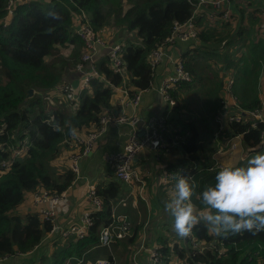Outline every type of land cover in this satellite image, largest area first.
Segmentation results:
<instances>
[{"label": "trees", "instance_id": "16d2710c", "mask_svg": "<svg viewBox=\"0 0 264 264\" xmlns=\"http://www.w3.org/2000/svg\"><path fill=\"white\" fill-rule=\"evenodd\" d=\"M7 2L0 0V125H4L0 142L8 147L26 140L28 148L26 158L14 160L0 174V256L28 264V259L24 262L19 259L41 249L37 264H67V260L80 259L87 250L101 248L98 235L111 222L122 192L121 182L112 179L96 186L100 210L91 212L92 222L81 239L64 238L59 232L56 238L49 239V222L42 221L35 211L20 212L19 208L26 205L32 192L44 189L60 193L70 187L74 173L70 168L59 171L56 163L62 147L71 139L68 126H75L81 134L98 129L101 115H119L120 106L111 103L114 88L126 89L129 95L149 89L156 70L147 62L149 52L169 36L174 23H182L191 16L196 0H30L16 4L4 25ZM80 12L88 15L96 32L109 25L112 18V26L128 33L121 45L124 72H114L107 58L95 61L100 78L93 79L77 101L61 96L65 101L63 106L54 105L49 110L43 103L44 98L62 84H58L60 78L52 71L53 64L48 65L45 60L54 55L57 47L73 45L71 55L76 63L80 61L77 54L82 42L72 28L74 16ZM199 18L197 37L185 43L189 49L184 54L181 51L179 58L190 80L179 82L171 90L176 105L168 123L176 125L179 130L175 135L183 138L181 155L165 170L172 174L183 170L182 174L192 178L193 203L202 210L199 194L206 185L214 184L220 170L214 168L212 154L235 136L241 137L247 152L260 148L264 123L250 112L262 108L264 42L258 40L245 46L240 28L231 27L229 21L220 22L219 28H211L198 22ZM225 77L232 78L230 91L236 107L233 106L235 110L229 115L222 116ZM29 89L37 91L39 97H27ZM194 90L201 93L189 107L187 101ZM237 114L239 120L229 119ZM220 123L223 128L218 130ZM56 124L63 131H55ZM166 137L164 133V140ZM171 140L172 137L168 139ZM7 156L0 149V159ZM135 233L133 229V236ZM192 236L196 243L206 244L202 251L188 244L167 246L161 242L156 246L160 264H172L174 258L183 260L182 264H264V231L218 238L201 223L193 228ZM127 241L132 243V237Z\"/></svg>", "mask_w": 264, "mask_h": 264}, {"label": "crops", "instance_id": "0c3cea01", "mask_svg": "<svg viewBox=\"0 0 264 264\" xmlns=\"http://www.w3.org/2000/svg\"><path fill=\"white\" fill-rule=\"evenodd\" d=\"M223 10H227L230 13V21L228 22L233 28H240L243 45H247L250 42H256L261 40L264 42V37L259 35L258 24L264 22V0H234L232 2L222 3ZM203 14L198 19V22L205 23L207 27L219 28V23L223 22L216 18L211 19L212 9L209 6L202 7ZM111 20V19H110ZM8 21V20H7ZM109 21V20H108ZM7 23V22H6ZM105 25L97 33L99 37L103 38V34L107 33V45L113 43L123 42L125 36L128 33L123 29H118L114 26L108 27ZM107 27L110 28L109 32ZM200 27V26H199ZM73 30L77 28L76 19H73ZM103 36H102V35ZM186 42L176 41L174 45L168 48V55L162 60L155 70V79L152 86L143 91L140 97V103L138 108L135 110V114L139 117L147 119L149 117L163 116L166 120V131L164 132L167 136L164 140V146L157 150H151L146 148L142 150L133 162L134 168L137 170L141 182H131L130 184L120 183L122 192L114 206L113 212L115 214H125L128 216L131 222V231L126 238L113 242L115 246L110 248H93L87 250L80 259L67 260L69 264H94L98 259H106L112 264H148V249L156 247L161 242H164L167 246L174 244L185 245L187 244L185 239L180 238L173 231V218L164 210V204L168 201L172 194L175 184L173 174L165 170L166 166L171 163H176L181 155V141L182 137L175 135V132L179 129L176 125L168 123V119L173 115L172 108H169L164 100H161L159 96L158 87L160 86L161 80L173 71L174 62L181 58L183 54L189 49L185 46ZM77 57H81L82 47L78 48ZM74 50L73 45H65L63 48L57 47V53L63 55L64 58H72L71 55ZM181 52V53H180ZM55 55V53H54ZM46 58L45 62L48 65L53 64L52 71L60 78L58 84L66 82L76 85L82 75L80 72L75 70V58L74 62L71 60L70 63L62 62L58 59H54L55 56ZM108 55V48H99L95 55L96 61L100 59H106ZM221 72V71H220ZM226 78V77H225ZM224 78V79H225ZM230 78V77H229ZM226 78L224 81H226ZM55 87L53 90L48 92L46 95L52 94L55 99L61 97L59 91ZM123 89V88H116ZM194 96L188 102L189 107L194 104L193 98L200 94L199 91H193ZM57 94L59 96H57ZM121 96L119 90H115L112 94L111 103L118 104V100ZM225 101L220 114L222 116L229 115L233 108L232 98L227 94H223ZM260 99L262 102V112L264 113V84L262 82ZM133 108L130 106L123 107L120 113L124 115H131ZM142 125V123H141ZM223 125L220 123L218 130H221ZM129 126L120 125L117 123L108 124L105 131L98 136L93 144V147L89 153L81 157L78 162V172L74 173L75 179L73 180L67 191V210L59 211L56 218L58 225L61 227H69L72 223L79 224L83 214L90 211L92 208L91 202L88 198V189L93 186L94 188L98 185H105L109 180L116 179L114 177V167L111 162H108L106 157L122 150L127 137H128ZM86 132H82L80 135H85ZM172 137L169 142L168 139ZM214 139L217 137V131L213 132ZM235 140L236 147L233 152L228 150L229 145H221L218 150L212 154L211 160L213 163L221 164L223 167L226 165L244 166L250 157L258 153H264V145L257 149L256 152H247L242 147L241 137ZM181 140V141H180ZM218 142V141H217ZM229 142V141H228ZM67 145V147H66ZM61 157L65 166L60 167L69 168L70 158L72 155L77 154L79 146L73 144L71 139L67 141V144L62 147ZM249 157L244 160V157ZM59 158V159H60ZM169 174L172 177L168 180L165 179V175ZM117 180V179H116ZM31 203H26L27 206ZM32 210L34 208L31 205ZM20 210V208H19ZM120 211V212H119ZM200 211V210H198ZM133 229H136V233L133 236ZM56 232V231H55ZM54 233V232H53ZM50 233L49 239L57 237ZM132 237L133 242L128 243V239ZM127 241V242H126ZM62 243H65L63 240ZM112 244V245H113ZM40 250L37 252L22 257L19 261L24 262V259H28V264H37L39 259ZM48 250L45 255H48ZM107 252L110 257L105 255ZM20 262L8 259L2 264H19ZM182 262L177 258L173 259L172 264H181Z\"/></svg>", "mask_w": 264, "mask_h": 264}, {"label": "built area", "instance_id": "2783aa9c", "mask_svg": "<svg viewBox=\"0 0 264 264\" xmlns=\"http://www.w3.org/2000/svg\"><path fill=\"white\" fill-rule=\"evenodd\" d=\"M30 0H8L6 6V12L10 15L4 17L3 23L7 24L8 18L12 15L13 7L16 4H23ZM234 0H196L193 4L194 8L191 16L182 23H174L171 32L163 42L152 49L148 56L147 62L152 70H155L162 60L168 55V48L175 44L176 41L189 42L195 40L198 34L197 18L202 16L203 6H209L211 11V19L216 20L219 18L221 21H230V13L227 10H223L222 3L232 2ZM83 12L75 16L77 28L74 32L79 36L82 47H84L83 53L80 57V61L75 64V70L80 72L82 78L80 81L73 85L72 83H63L57 91L66 100L75 102L79 99L82 91L86 90L93 79L100 78L99 73L95 68V55L99 48L107 47L108 55L107 59L114 72L123 74L124 63L121 60L122 44L113 43L107 45V39L99 37L94 29H91L86 23L83 17ZM7 17V18H6ZM258 33L261 37H264V22L258 24ZM190 75L184 69V64L181 59H177L173 65V71L161 80L158 87L159 94H161L163 100L167 103L169 108H173L176 105L175 100L171 96V90L176 88L181 81H189ZM232 85V78H228L224 84L225 94L232 98L233 105L236 107V102L231 94L230 87ZM119 90L121 96L118 100V105L122 109L123 107L130 106L133 108L131 115H112L105 113L99 118V128L86 132L85 135H80L76 138L71 137V142L79 146L77 154H74L70 158L69 168L73 173L78 172L79 159L89 153L95 143V140L102 134L108 124L117 123L120 125L129 126L127 140L122 147V150L116 152L106 159L111 162L114 167V177L121 183L130 184L131 182H141L137 170L133 166V162L139 153L149 148L151 150H157L164 146L163 134L166 131V120L163 116H152L144 119L135 114V110L140 103V97L143 91L140 90L136 93L129 95L126 89ZM147 90V89H146ZM243 114V113H242ZM251 116L260 122L264 123V113L261 110H254L250 112ZM230 120H239V114L234 117H230ZM142 123V125H141ZM4 125H0V133L3 131ZM12 138V137H11ZM238 136L230 138L228 150L233 152L236 147L235 140ZM227 145V146H228ZM264 145V133L261 136V147ZM28 143L24 142L16 143V145L6 146L5 143L0 142V149L7 153V157L0 159V174L7 171L12 165L14 160H23L27 156ZM249 158V157H248ZM246 156L244 160L248 159ZM251 158V157H250ZM164 180H168L172 175L166 174ZM96 188V187H95ZM95 188L91 186L88 189V198L91 202L92 208L83 214L81 222L79 224L72 223L69 227H61L56 220L59 211H66L67 204V191L64 190L60 193H50L47 190L40 189L30 194V203L42 221L49 222L51 226L50 233L59 232L61 237L67 238L70 236L76 239L84 237L88 226L92 222L91 212L100 210V201L95 195ZM131 227L130 220L124 215H111V222L103 227L98 235V246L102 248H110V245L116 240L123 239L128 233ZM186 243L197 251H202L206 246L205 243H196L195 238L191 235L188 238H183ZM203 245V246H201ZM210 248H214L210 246ZM148 252V264H160V254L156 247L147 250ZM6 259V257L0 256V264ZM69 264V263H67ZM94 264H108L106 259H98Z\"/></svg>", "mask_w": 264, "mask_h": 264}, {"label": "clouds", "instance_id": "9594fccd", "mask_svg": "<svg viewBox=\"0 0 264 264\" xmlns=\"http://www.w3.org/2000/svg\"><path fill=\"white\" fill-rule=\"evenodd\" d=\"M54 130L63 131L59 124ZM68 135L76 138L78 129L69 125ZM182 173H173V194L164 204L165 212L173 218V231L180 238L191 236L193 228L201 223L218 238L264 231V153L248 159L245 166L222 167L214 184L200 192V211L193 203L192 178Z\"/></svg>", "mask_w": 264, "mask_h": 264}, {"label": "rangeland", "instance_id": "374dc122", "mask_svg": "<svg viewBox=\"0 0 264 264\" xmlns=\"http://www.w3.org/2000/svg\"><path fill=\"white\" fill-rule=\"evenodd\" d=\"M128 3V2H127ZM126 8V6H125V3H124V9ZM83 14V17H84V20L86 21V23L89 25V27L91 28V29H93L92 28V26L90 25V23H89V20H88V15L86 14V13H82ZM8 15H10V14H8L7 13V16ZM7 18V17H6ZM110 26H108V27H112V18H111V20H110V24H109ZM107 27V31L109 32V30H110V28H108ZM74 31V30H73ZM74 34H76V36L77 37H79L78 35H77V33L76 32H74ZM102 35V34H101ZM104 35V36H103ZM102 36L104 37V38H106L107 39V33H105V34H103ZM61 48H63V47H61ZM83 50H84V47H82V53H83ZM82 53H81V55H82ZM55 57H54V59H58L59 61H60V64L62 63V62H67V63H70L69 61H73L74 62V58L72 57V58H69V55H68V57L67 58H64L63 57V55H61V54H59V53H57V52H55V55H54ZM49 59V58H48ZM65 62H64V64H65ZM71 64V63H70ZM29 90H31L32 91V93H31V95H27V97H30V96H32V95H34V96H36V97H39V94L37 93V91H35V90H32V89H29ZM194 91H199V90H194ZM193 92V91H192ZM200 92V91H199ZM52 96H54V95H52V94H49V95H46V97L44 98V102H43V100H42V102L43 103H45V104H47L46 105V108H49V110H51L52 108H53V106L55 105V106H58L59 108L60 107H62L63 106V102H65V101H63V98L62 97H57L56 99L55 98H52ZM194 96V93H193V95H192V97ZM191 99V98H190ZM190 99H188V101L190 100ZM57 165H58V168H59V171H61V169H60V167H62V166H65V162H64V160L62 159V158H60L57 162ZM223 166L221 165V164H217V163H214V168H217V169H221ZM29 202V204H30V194L28 195V201L26 202V203H28ZM28 209L29 210H32V208H31V205H27V206H22L21 208H20V212H24V211H28ZM120 212V211H119ZM112 214H115L114 212H112ZM115 215H118V214H115ZM121 215H124V216H126L127 218H128V216L127 215H125V214H121ZM129 219V218H128ZM42 253V251H41V249H40V251H39V253H38V255L39 254H41ZM44 260H46V259H44ZM181 261V260H180ZM183 261V260H182ZM181 261V262H182ZM183 263V262H182ZM181 263V264H182Z\"/></svg>", "mask_w": 264, "mask_h": 264}, {"label": "water", "instance_id": "95a60500", "mask_svg": "<svg viewBox=\"0 0 264 264\" xmlns=\"http://www.w3.org/2000/svg\"><path fill=\"white\" fill-rule=\"evenodd\" d=\"M31 93H32V91L31 90H28V95H31ZM159 96H160L161 100H163L161 94H159Z\"/></svg>", "mask_w": 264, "mask_h": 264}]
</instances>
